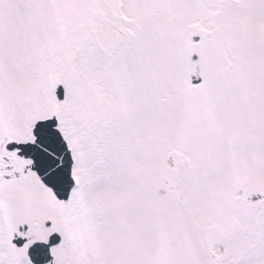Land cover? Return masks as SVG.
<instances>
[{"label":"snow or ice","instance_id":"6c2138e0","mask_svg":"<svg viewBox=\"0 0 264 264\" xmlns=\"http://www.w3.org/2000/svg\"><path fill=\"white\" fill-rule=\"evenodd\" d=\"M0 264H264V0H0Z\"/></svg>","mask_w":264,"mask_h":264}]
</instances>
